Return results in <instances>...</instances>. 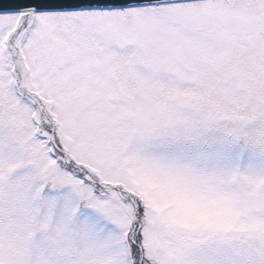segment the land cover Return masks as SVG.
<instances>
[{"label":"snow or ice","instance_id":"snow-or-ice-1","mask_svg":"<svg viewBox=\"0 0 264 264\" xmlns=\"http://www.w3.org/2000/svg\"><path fill=\"white\" fill-rule=\"evenodd\" d=\"M0 264H264V0H0Z\"/></svg>","mask_w":264,"mask_h":264}]
</instances>
